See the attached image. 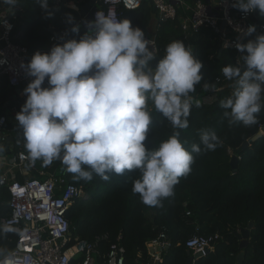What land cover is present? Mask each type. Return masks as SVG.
I'll use <instances>...</instances> for the list:
<instances>
[{
    "label": "clouds",
    "instance_id": "9594fccd",
    "mask_svg": "<svg viewBox=\"0 0 264 264\" xmlns=\"http://www.w3.org/2000/svg\"><path fill=\"white\" fill-rule=\"evenodd\" d=\"M2 3L15 11L20 0ZM36 3L46 17L55 14L50 0ZM233 7L264 17V0H234ZM66 23L75 37L21 63L32 79L23 90L27 99L15 120L23 129L31 161L42 160L46 167L59 160L74 178L85 181H91L93 174L108 181L111 174L138 170L133 193L149 207H162L164 199L174 196L180 178L191 173L193 153L214 151L220 143L209 130L201 133L203 149L194 143L189 151L179 139V130L189 127L193 105L201 107L191 94L203 79L202 61L178 39L166 46L154 67L157 46L128 18L97 11L93 20L78 22L68 13ZM0 25L12 27L5 17ZM235 30L242 38L257 29L250 25ZM235 47L241 53L237 62L220 70L234 83V90L220 106L229 123L250 127L258 123L257 114L264 108V33L247 43L238 39ZM3 63L6 59L0 53ZM203 87L215 90L211 83ZM149 101L177 129L155 150L145 143L152 124ZM11 231L6 225L0 228L2 233Z\"/></svg>",
    "mask_w": 264,
    "mask_h": 264
},
{
    "label": "trees",
    "instance_id": "16d2710c",
    "mask_svg": "<svg viewBox=\"0 0 264 264\" xmlns=\"http://www.w3.org/2000/svg\"><path fill=\"white\" fill-rule=\"evenodd\" d=\"M57 1L50 0L51 8L55 10L50 18L45 16L36 0H20V5L11 14L16 26L13 41L30 50L28 62L37 51H50L52 46L58 44L51 40L53 35L49 32V27L66 32L60 43L76 36L69 30L71 25L66 23V15L71 13L78 22L83 20V16L78 9L67 5L59 6ZM101 5L99 0L94 8ZM0 7V11L9 8L2 0ZM151 7L144 1L137 9L126 10L123 18L130 19L133 26L145 30L151 20ZM187 12L180 8L178 18L162 22L157 27V54L160 59L166 46L180 39L191 46L195 57L202 61L203 79L196 85V92L191 94L200 101L201 107L193 105L188 117L189 127L179 130V139L190 151L192 144H201V133L209 130L216 133L220 143L214 151L193 153L192 171L188 176L180 178L175 186L174 196L164 199L162 207H149L132 191L133 181L140 175L138 170L127 171L122 176L111 174L108 181L93 174L91 181H85L74 178L59 160L46 167L42 160L36 162L39 169L64 174L66 183L76 184L83 189V195L75 198L66 212L72 236L93 241L96 237L107 234L109 240L103 245V249H107L109 243L117 241L121 235L120 240L127 248L126 264H136L138 259L147 260L149 255L146 243L157 238L162 231L172 242L164 255L163 264H186L189 256L185 243L196 233H219L221 239L215 244L213 252L197 260L195 264H237L236 257L242 249L234 231L247 227L250 222L254 226L249 245L245 248L244 264H264V134L252 140L264 126V108L257 114L258 123L253 126L246 127L241 122L229 123V118L224 115L226 110L220 104L232 95L234 84L227 87L228 80L220 70L225 65H235L240 57L239 51L228 48L221 53L218 38L209 27H203L198 33L186 38L180 17L186 16ZM258 21L264 22V17L258 15ZM84 31L82 24L80 34ZM205 83H211L214 89L219 88L216 98L210 104L204 103L202 99ZM13 93V87L7 78L2 77L0 104L7 97L14 99ZM148 107L152 124L145 143L148 148L155 150L177 129L155 110L150 101ZM2 112L0 108V113ZM15 128L14 122H8L7 131L14 136V149H21L28 154L23 132L19 134ZM246 141L250 144L242 150ZM201 148L203 149L202 144ZM233 155L240 156L237 171H233L230 165ZM9 213L10 195L6 187L0 186V228L3 227L1 219ZM16 239L17 233L14 230L0 232V252L13 248Z\"/></svg>",
    "mask_w": 264,
    "mask_h": 264
},
{
    "label": "built area",
    "instance_id": "2783aa9c",
    "mask_svg": "<svg viewBox=\"0 0 264 264\" xmlns=\"http://www.w3.org/2000/svg\"><path fill=\"white\" fill-rule=\"evenodd\" d=\"M100 1L102 5L93 9L92 20L97 11L117 19H124L126 10L137 9L147 1L156 9L160 25L162 22L178 18L179 9L183 8L188 11L186 16L180 17L185 37L189 38L201 28L209 27L216 34L223 50L228 48L237 50L235 47L237 40L240 39L242 42L244 37L241 38V33L235 30L237 26L247 29L248 26L255 25L256 32L264 33V22L258 21V11L243 13L233 7L234 0ZM57 3L68 4L67 1L62 0H58ZM3 17L12 27L8 30L0 25V53H3L6 59V63L0 64V78L6 77L11 86L20 88L21 91L9 111L10 115L5 112L0 113V145L8 142L7 124L11 120L16 121L15 116L27 99L23 90L32 79L21 68L22 62L25 64L28 62L30 50L13 41L16 26L11 13H2L0 19ZM64 35L66 32H63ZM146 38L153 41L158 53L159 44L156 34L146 35ZM51 40L62 41L55 36H52ZM239 54L241 55L240 52ZM43 86H48L47 81ZM218 89L214 91L203 89V102L212 103ZM15 129L19 134L23 132L18 125ZM14 150L12 147L11 155L6 156L3 149H0V186L6 187L10 195V213L1 219V224L11 227L17 233L13 248L4 253L0 252V262L3 264H126L127 248L120 240L121 235L117 241L110 242L107 249H103L104 242L109 240L107 234L98 236L93 241L72 236L66 212L75 198L83 195L82 187L66 183L64 174L39 169L37 162L31 161L25 151ZM187 214L190 215V212ZM220 239L219 233L212 235L196 233L189 237L185 244L192 254L206 257L214 251L215 244ZM171 244V239L162 231L157 238L146 243L148 259H138L136 264H163L164 255Z\"/></svg>",
    "mask_w": 264,
    "mask_h": 264
},
{
    "label": "water",
    "instance_id": "95a60500",
    "mask_svg": "<svg viewBox=\"0 0 264 264\" xmlns=\"http://www.w3.org/2000/svg\"><path fill=\"white\" fill-rule=\"evenodd\" d=\"M66 0H63V2H65ZM99 0H88L86 2H84L81 7H80V13L83 16V20H92V12L94 7L97 5ZM225 24L223 23V26ZM49 32L54 35L57 39H62L63 37V32L55 30L53 27H49ZM261 34L260 32H255L253 33L251 36H246L242 39V42L247 43L248 40H253L256 38L257 35ZM220 52H223V49H220ZM159 60V56L156 57V59L153 61V66L155 67V64L158 62ZM234 83L231 81H227L226 86L229 87L231 85H233ZM17 92H20V89L17 90ZM264 134V126L262 128L261 131H259L253 138L252 140H256L258 139L261 135ZM14 140L13 136H10L8 138V142L4 148V153H11L12 150L10 148V142H12ZM249 141H246L243 146H242V150L245 149L247 146H249ZM239 156L238 155H233L230 161V165L233 169V171H237L238 169V162H239ZM254 226L253 222H250L249 225L247 227L244 228H240L238 230L234 231V234L236 235V237H238L239 241H240V248L242 249V251L237 255L236 260H237V264H244V260H245V256H246V252H245V248L249 245L250 242V233H251V229ZM188 253V260L186 262V264H194V262H196L197 260L203 258V256L201 254H192L191 250L188 249L187 251Z\"/></svg>",
    "mask_w": 264,
    "mask_h": 264
},
{
    "label": "crops",
    "instance_id": "0c3cea01",
    "mask_svg": "<svg viewBox=\"0 0 264 264\" xmlns=\"http://www.w3.org/2000/svg\"><path fill=\"white\" fill-rule=\"evenodd\" d=\"M63 1V0H62ZM67 1V6H69V7H71V8H74V7H76L77 9H79V12H80V7H81V5H82V3L83 2H86L85 0H66ZM88 1V0H87ZM59 6H61V4H59V3H57ZM150 4V3H149ZM151 5V4H150ZM152 6V5H151ZM1 8V7H0ZM76 8H74V9H76ZM152 8V10H153V12H152V15H151V20H150V23H149V25L147 26V28L144 30L145 31V34L146 35H150V36H154L155 34H156V32H157V27L159 26V24H158V21H159V19H158V14H157V11H156V9L152 6L151 7ZM16 11V10H15ZM15 11H13V10H11L10 8H5L4 10H2L1 9V11H0V16H1V14L2 13H14ZM56 30V29H55ZM0 32H1V27H0ZM54 36V35H53ZM62 39H63V37H62ZM61 39V40H62ZM56 42V41H55ZM57 43H60V42H57ZM1 79L2 78H0V81H1ZM13 87V86H12ZM18 89H20V88H15V87H13V91H14V93H13V95L14 96H12V97H14V99H12V98H6L1 104H0V108H1V110L3 111V112H5V113H7L8 115H10L9 113V111H10V109L13 107V105L15 104V100H16V98H18V95H19V92H17V90ZM20 91H21V89H20ZM12 117V116H11ZM10 122H14V124H16V127H17V122L16 121H13V120H11ZM10 136H12V135H10L9 134V137ZM14 137V136H13ZM13 142H14V140L12 141V142H10V148H11V150H12V147H14L13 146ZM6 144H7V142H5V144L4 145H0V149H3V152H4V148H5V146H6ZM6 153V152H5ZM7 155H11L10 153H6V156ZM18 176H20V175H18Z\"/></svg>",
    "mask_w": 264,
    "mask_h": 264
}]
</instances>
